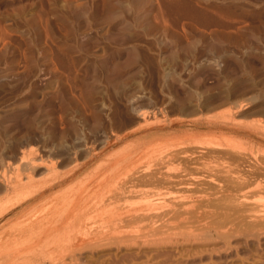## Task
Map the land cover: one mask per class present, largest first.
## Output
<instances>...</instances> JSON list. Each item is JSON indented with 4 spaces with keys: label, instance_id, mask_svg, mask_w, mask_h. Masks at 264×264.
I'll use <instances>...</instances> for the list:
<instances>
[{
    "label": "rangeland",
    "instance_id": "obj_1",
    "mask_svg": "<svg viewBox=\"0 0 264 264\" xmlns=\"http://www.w3.org/2000/svg\"><path fill=\"white\" fill-rule=\"evenodd\" d=\"M159 127L164 138L233 141L264 173V0H0L1 242L29 216L48 218L51 204L31 203L40 190L42 199L78 195L117 171L125 156L142 170L154 167L148 148L161 141ZM149 189L151 196L157 191ZM137 196L125 204L140 209L145 196ZM250 202L264 211V193ZM96 203L81 213L83 223L93 217L86 226L95 233L105 217ZM206 209L208 216L199 210L203 218L195 212L188 228L173 232L178 249L168 235L161 242L151 228L124 224L109 243L91 238L74 252L45 240L34 264H264V222L221 236L196 231L213 219ZM197 235L207 239L181 238ZM2 256L0 264L31 258L9 263Z\"/></svg>",
    "mask_w": 264,
    "mask_h": 264
},
{
    "label": "bare ground",
    "instance_id": "obj_2",
    "mask_svg": "<svg viewBox=\"0 0 264 264\" xmlns=\"http://www.w3.org/2000/svg\"><path fill=\"white\" fill-rule=\"evenodd\" d=\"M227 116L231 117V114H221L223 119L227 118ZM143 119H145V116L142 117V120ZM145 120L144 122L146 125L147 121ZM163 131L165 130L162 127L157 129L156 132H159L158 134H160L161 141L159 142L156 139L159 143L156 142L157 144L154 148V142L152 143L153 146L152 144L151 146L150 144L148 145L150 146V149L148 148V150H150L152 154L151 158L157 160L156 163L153 160L155 163L154 167L148 166V169L143 168L142 170L135 166L131 159L127 160V156H125L119 161V164H117V171L112 172L109 176L106 177L103 175L97 178L98 181H95V184L91 182L90 184L84 185V187H81L80 185L82 184H80L79 186L83 189H81V192L78 189L80 192L78 195L69 196L68 193L67 195L69 197L62 194L42 199L45 189L40 190L36 194L37 196L31 200V203L36 202V200H41V202L46 201V204H51L50 213L47 212L50 215H48V218L46 216V218L44 217L38 220H29L30 218L32 219V216H29V219L26 218L23 220V223H25L24 226L22 225L18 229L14 227L8 229V233L6 232L5 235L7 239L3 242L0 241L2 244L0 245V254L2 253L3 255L2 258L7 260V262L9 261V263H12V261L15 262L21 255L30 254L31 258L24 261L23 264H34L39 262L40 255H42L36 252V247L45 240H47L48 243L54 242L52 245L55 248L57 247V250L59 251L64 249L65 252H70L77 247L80 248L82 245L89 244V241L87 240H91V238L94 241L97 240L95 237L98 239L101 237L102 239H99L100 242H108L109 239L111 240L112 234L116 235L115 233H118V231L124 227V224H140V226H137L139 230L141 228H145V230L151 228L152 231L150 232L154 233L153 238L159 236L157 239L161 242L165 241L166 238L164 237L168 235L166 240H168L169 243H172L174 246L173 248L178 249L181 248V242H179V239L176 241L172 237L173 234H175L173 232L177 229L188 228L187 220L189 215L194 216L195 212L201 213V211L204 213L203 210H207L206 208H211L215 211V213L211 212L214 214L212 215L213 219L209 217V219H211L210 223L204 222V219H201V221L206 224L196 225V231L213 232L218 236H221L220 232L224 229L229 232V230H234L243 223H248L255 227L258 223L264 222V211L262 212L261 210V213L258 212L255 208H259V205L256 204L258 205L256 206L255 203L250 202L253 195L264 193V173L261 171L260 174L259 171L255 169L254 165L251 164L252 161L248 159L251 155H248V158L246 157L248 152H242L243 149L241 151L238 149L239 147H235L236 145L238 146V144H232L233 141L229 142V144L228 142L225 144L219 138V140L217 139L218 136H215L217 140L213 136L209 138L203 135L170 138L167 136L168 138H164L162 135L163 133H161ZM226 141L228 140L226 139ZM143 149L145 150L146 148ZM138 150L140 149L138 148ZM30 155H32V153L24 155V160ZM226 157H230L232 160L234 159L235 162L233 166L220 163V160ZM153 164L150 163L149 165L153 166ZM244 165H247L249 170L244 171L246 168H242ZM240 168L243 170H240ZM77 174H79V170L75 172L74 176ZM21 185L23 184H20V186ZM149 186H152L157 190L153 191V193H155L153 196L150 194L151 190L149 189ZM139 187L143 188L138 190ZM147 187L149 188L146 189ZM50 190L51 189H49L48 192ZM102 191L103 195L101 193ZM91 193H94L95 195L93 196ZM90 194L91 196H88ZM139 194L145 196L144 201L141 202V204L139 203L141 207H138L140 209L132 206V204L129 205L128 202V205L127 203L125 204L130 196L138 195L137 197H139ZM197 195H201V197H205V199L201 200V202L198 200L200 203L192 201L193 197ZM98 198L100 199V202L98 201ZM254 199L255 196L252 201ZM93 201L94 203L98 202L99 204L97 206L98 211L96 210L97 215L102 214L105 216L103 217L104 221L102 224V230H96L98 236L95 232H89L91 229L89 230L87 227L88 223L90 225L95 224L92 220V216H89L87 220H85L86 218L84 217V223L82 222V211L85 210L89 204L94 205V203H92ZM199 210L201 211L197 212ZM25 211L23 212L24 214ZM206 212L204 215L206 214L208 216L209 214ZM86 213H88V211ZM88 215L89 214H87V216ZM201 217L203 218V214ZM206 218L207 217H205V219ZM90 220L92 223L89 222ZM199 221L200 219L198 220V223ZM176 222L180 225L179 228L178 224L175 225ZM80 223L81 226H83V224H85V226L87 225L86 228L88 231L87 229L86 231L84 230L85 226L84 228H81L80 226L78 227L77 225H80ZM190 223L192 222H189V224ZM194 223L197 222L194 221ZM82 229L85 232L83 231L82 233ZM149 230L150 229H148V231ZM191 233L189 235H191ZM223 235L224 232H222V236ZM151 237L152 236H150V238ZM181 238H184V240L190 244L197 243L198 240H201L202 238L207 239L206 236L199 238L198 235L196 237L197 241H193L189 237ZM2 239L3 238H1V240ZM28 239L30 242L27 244L26 242ZM171 239L175 240V242H170ZM134 243L136 244V242ZM141 244L143 243H140V245ZM185 244L186 243H183V245ZM52 250H54L53 247ZM48 252L52 253L51 251ZM33 256L35 260H32ZM43 259H45V257H43ZM51 259H54V257L52 256ZM64 262L65 260L61 263L64 264Z\"/></svg>",
    "mask_w": 264,
    "mask_h": 264
}]
</instances>
